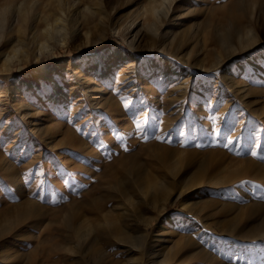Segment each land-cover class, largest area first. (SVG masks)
I'll return each instance as SVG.
<instances>
[{"label": "rangeland", "instance_id": "obj_1", "mask_svg": "<svg viewBox=\"0 0 264 264\" xmlns=\"http://www.w3.org/2000/svg\"><path fill=\"white\" fill-rule=\"evenodd\" d=\"M20 1L28 7L33 0H0V7ZM34 4L27 26L19 28L8 12L0 32V264H65L46 261L40 248L55 247L65 236L68 204L89 180L101 175V185L109 186L122 153L136 164L133 179L143 172L175 187L186 175L190 185L206 158L216 162L222 182L193 185L186 206L181 197L173 203L156 198L134 222L145 231L142 244L115 241L101 259L71 262L67 254L70 264H114L117 256L118 264L127 257L142 264H264V235L244 237L264 224L250 210L256 203L264 208V179L250 171V160L264 167V0H174L159 30L148 28L159 1ZM250 26L256 45L215 65L225 53L223 40ZM154 115L162 139L145 140L142 129L151 128ZM228 140L233 143L226 148ZM160 145L177 149L166 171L151 155L166 150ZM30 194L43 207L40 214L5 224L4 205ZM60 242L63 252L74 246Z\"/></svg>", "mask_w": 264, "mask_h": 264}, {"label": "bare ground", "instance_id": "obj_2", "mask_svg": "<svg viewBox=\"0 0 264 264\" xmlns=\"http://www.w3.org/2000/svg\"><path fill=\"white\" fill-rule=\"evenodd\" d=\"M36 1L37 0H33L32 2H30V5L28 7L23 6L22 4L23 1L14 4L6 3L4 6H1L0 32L2 33L3 31L2 28L7 22L6 20H7L8 12L16 16V21L19 22V28L22 26H27L29 19V9L32 10L34 8L35 5L34 3H36ZM154 1H159V5H153V7L151 8L152 18H155L156 20L153 19L150 22L148 27L150 30L159 28L157 22L161 21V19L164 20L162 18L163 17L162 15L164 14V16H166L169 13L170 3L174 0H154ZM235 25H240V24L236 23ZM237 29L238 28H236V31L234 30L235 33L234 35H232V39H233L232 41L229 42L228 38H225V41L223 40L222 48L224 49L225 53L222 52L219 55H217L216 63H214L215 65L218 63H222V60H224V58H226L227 56L232 57L235 54L239 53V51L242 52L248 50L252 46L256 45L258 38H257V34L256 33L254 34L253 32L252 26L245 27V29L244 28H240L238 30ZM229 32H227V34H229ZM164 49H165V45L161 46V50ZM13 50L16 49L13 48ZM183 55L185 56L184 53ZM185 57L188 58L187 56ZM209 65L212 64L209 63ZM209 65L206 67H210ZM103 67L104 66H102V68ZM198 67H203V65L200 64V66ZM147 85L148 84L146 83V86ZM184 90L182 92L186 93ZM93 99L95 100V97H93ZM99 99L97 98V101ZM101 104L102 103L100 102V105ZM160 146L166 150L160 153V155L158 154H151V155L153 157L158 158L161 161L160 167L163 168L162 171H166L167 167L172 168L174 166L172 162L175 159L172 160V158L174 157L175 152H177V149L176 148L167 149L166 146L164 145H160ZM117 159H120L121 161L119 165L116 166L114 169H112L111 173L109 174L111 180L109 186L104 187L103 185H101L102 180L100 175L99 178H97L96 180L95 179L89 180L87 183L88 187L85 188L83 192L77 193L76 195L73 196L78 198L72 197L70 203L68 204L69 205L68 218L64 221V224L67 226L66 228L68 229V231L66 233H63L65 234V236L58 239L57 241L58 244L55 247H41L40 251L38 250L39 254H41V257L43 259L50 262L52 261L57 262L59 260H62L65 264H70L68 262V259H66L67 254H71V260H70L71 262H74L76 260L86 261L88 255L94 257L95 259H101L106 256V249L116 247L115 241H119L117 242L119 244L129 242L132 244V246L137 247L143 243L144 233H145V231H140L137 228H134V224H135L134 222L137 219L141 207L143 206L149 207L147 203L153 202L156 198L162 197L163 195L165 196L163 201L164 203L165 202L173 203L177 198L181 197L184 202V204L182 205L186 206L188 202L187 194L189 192V189H191L193 185H197L200 183L215 184L222 182L221 170H217L218 166L216 162H213L212 160H207L206 158H204V160H202L200 163L197 164L196 166L197 171L195 172L193 177H191L190 185L189 183L187 184L189 177L187 178L186 175H183V176H179L181 183L176 185L175 187L166 185L163 182L164 181L163 178L161 179L160 176L158 175H152L148 177L146 176L145 178L144 175L146 173L143 172L138 173L137 177L133 179L130 177V174L133 173L134 171L133 169L136 168V164L133 162H127L128 160H130V155L128 154L126 155L122 153ZM250 169H251L250 170L251 173L253 174V177L264 179V167L262 165L260 164L258 165L254 161L250 160ZM234 170L231 169V173L237 174V176H239L240 171L238 172V170L235 171ZM2 171L5 172L4 168L2 169ZM8 174L9 173L6 174V177L9 176ZM163 174L165 173L163 172ZM174 182L176 183V180H174ZM52 184H54V182ZM173 188H175L174 191H170ZM97 190H100L99 191L100 194H96ZM41 194L40 196L43 195ZM164 203L159 205L160 209L164 208L165 206ZM42 208L43 207L41 206L40 202L37 203L35 200L31 198V194L24 195L20 202L4 205V208L2 210L3 214H6L4 218V223L5 224L11 222L22 223L24 221H27L29 218L40 214ZM45 210L49 211L50 209H48L47 207ZM250 210L252 214H258L259 216L263 217L262 219H264L263 206L260 205L258 206L256 203V205H252V208ZM56 213L57 212H53L54 215H56ZM90 213L91 215L87 216ZM150 219L151 218L145 219L143 221L149 223ZM263 225L262 222H260L257 226L254 225L251 226L249 230L252 233L245 234L244 237L247 239L260 238L261 236L264 235ZM2 228H3L1 229L2 233H4L8 228V226L5 225V227ZM64 229L65 228H61L60 231L63 232ZM91 232L93 234L91 235L92 237L90 238V240H88L86 244H81L80 240L85 241V239L90 236ZM64 240L65 242L74 243V246L72 248H67V250L63 252L58 250V248H61V246L64 244L62 242L59 243V241H64ZM97 243H100L103 248L97 246ZM45 251H49L47 255L46 253H44ZM112 255L114 257L117 256L116 253H113ZM126 255L129 256L130 253H126ZM116 258H118V256ZM116 258L113 261L114 264L119 263V258L118 259ZM137 259H138L137 257H133V258L127 257V259H125V261L122 262L121 264H142V262L137 261Z\"/></svg>", "mask_w": 264, "mask_h": 264}, {"label": "snow or ice", "instance_id": "obj_3", "mask_svg": "<svg viewBox=\"0 0 264 264\" xmlns=\"http://www.w3.org/2000/svg\"><path fill=\"white\" fill-rule=\"evenodd\" d=\"M125 107L127 108L128 105H125ZM150 120H151V128L150 129L149 128L142 129V131L144 132V137L143 138L145 140H147L150 136H154V138L157 139V140L162 139L161 136L155 134L156 128H157L158 123H159V116L158 115H154V116L150 117ZM133 121L135 123L136 128L137 129H141V124H140L139 121H137L135 119V115H133ZM146 123H147V121H146ZM233 128H234V125H233ZM79 131H80V128H77V132H79ZM180 134L183 135V132H180ZM90 135L95 136L96 133L92 132V133H90ZM253 139H254V137H253ZM231 143H233V141L232 140H228V142L224 144V147L227 148L228 145L231 144ZM197 146H199V145H197ZM256 147H261V145L258 142H256ZM249 151H250V155L252 157H254V158L257 157V155H258L257 151H255V150H249ZM244 152H245V149L243 147H241L240 148V153H244ZM240 153H238V154H240ZM261 159H264V157H262ZM67 175L71 176V173H68ZM64 182L67 183V180H65ZM42 186H43V181L41 182V185H39V187H42Z\"/></svg>", "mask_w": 264, "mask_h": 264}]
</instances>
